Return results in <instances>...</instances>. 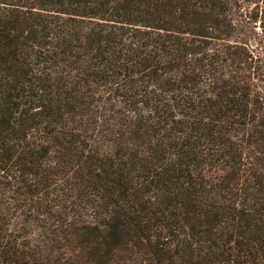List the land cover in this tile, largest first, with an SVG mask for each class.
<instances>
[{"label": "trees", "instance_id": "1", "mask_svg": "<svg viewBox=\"0 0 264 264\" xmlns=\"http://www.w3.org/2000/svg\"><path fill=\"white\" fill-rule=\"evenodd\" d=\"M0 264H264V0H0Z\"/></svg>", "mask_w": 264, "mask_h": 264}, {"label": "water", "instance_id": "2", "mask_svg": "<svg viewBox=\"0 0 264 264\" xmlns=\"http://www.w3.org/2000/svg\"><path fill=\"white\" fill-rule=\"evenodd\" d=\"M252 44H253V45L255 44V40L252 41Z\"/></svg>", "mask_w": 264, "mask_h": 264}]
</instances>
